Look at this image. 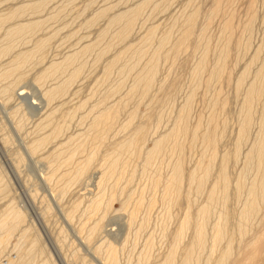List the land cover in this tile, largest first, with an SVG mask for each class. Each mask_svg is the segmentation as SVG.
Returning <instances> with one entry per match:
<instances>
[{
  "label": "rangeland",
  "instance_id": "obj_1",
  "mask_svg": "<svg viewBox=\"0 0 264 264\" xmlns=\"http://www.w3.org/2000/svg\"><path fill=\"white\" fill-rule=\"evenodd\" d=\"M141 1L143 0H0V15L8 14L25 4L46 2L41 3L43 6L40 8L41 13L38 10L35 11L39 14L28 9L18 19H14L15 21L11 20L16 24L46 19L38 31H28L24 33L26 37L21 35L23 38H19L21 36L15 38L12 54L0 59V219L9 207L19 210L24 216L23 226L9 233L7 246L5 245L6 250H4V245L2 246L4 248L1 247L0 264H104L108 243L117 250L118 264H142L138 260L139 252L145 248L148 240L152 244L151 257L157 259L156 257L165 253L172 245L176 228L187 210L186 200L193 205L189 212L192 220L197 207L205 204L206 191L216 178L220 159L223 156L229 159L227 162V178L230 181L226 204L227 231L229 235L234 234V238L237 237L235 224L242 209L243 200L245 196L247 197L248 185L256 173L255 167L243 169L245 168L244 156L250 149V145L258 138L256 136L259 135L258 132L261 131L262 126L260 121L263 122L261 118L264 113V74L262 72L264 71V0L222 1L217 16H211L210 20H208L210 11L216 0H151L150 5L145 7L139 18L137 17L138 20L136 19L134 23L132 33L124 42L119 41L115 33L120 26L113 25L109 29V18L132 9ZM110 6H115V10L113 7V10L110 8L107 16H103L107 19L97 17L101 10ZM194 10L198 14L192 37L184 50L180 52L181 54H177L176 59L172 57L170 49L180 36L187 16ZM92 18L96 20L93 22L95 24L91 25L90 22L94 20ZM250 18L253 19V23ZM227 20L231 22L233 33L231 41L229 40V56L227 55L224 62L225 69L220 75L221 79L220 76L217 80L214 77L216 81L210 78L213 80L211 82L207 79L219 56L220 47L225 41L224 36L221 39V35L226 34L223 31V23ZM11 21L0 26V47L7 44L4 35L11 27ZM149 28L155 29L153 39L151 38L150 43L145 42L146 45L144 42L139 43L141 42L139 39L144 37ZM101 31L107 33L106 36L103 37ZM205 33L204 38L202 34L205 35ZM51 34L54 38L50 37ZM166 34H169L170 40L164 46L166 48L161 49L158 54V70L154 76L156 79L154 78L153 88L145 96L143 95V98H140L139 92L133 96L131 94L129 98L127 93L134 83L136 74L144 68L149 57H153L151 53L156 51L159 38L161 40ZM197 36L203 37L206 41H201L200 39L203 38L199 39ZM44 38H48L49 43H46L40 55L34 54V59L24 63L21 66L22 69L20 68L21 71L15 72L17 74L14 76L10 75L1 79L3 72L9 67L10 62L8 61H11L14 55L18 52L32 50L35 47L34 44ZM95 40L99 42L98 46L95 45L96 49L90 48L91 52L88 51L89 53L85 54L86 51L83 57V52L79 49L89 43L96 44ZM207 42L210 50H208L209 53L207 52L208 57H205L204 71L202 70L204 73L201 72L202 76L200 74L196 77L194 69L198 65L196 63L201 60L203 47L207 45ZM244 42H248V45ZM107 44L111 47L109 49L111 51H108L107 55L103 54L105 57L101 56L102 59L101 57L97 59L98 52L104 50ZM131 44L137 48L143 46L141 49H146L138 67L136 64L134 71L128 68L127 65H131V58H126L131 57L128 54L124 57L125 59L111 68L106 77L104 69L111 61L110 58L112 59L118 52H121L120 50H124L123 48ZM237 44H240L238 48ZM198 46L203 50L196 48ZM76 51H80V55L77 52L79 56L74 53ZM72 53L79 57L75 60L78 59V64L73 62L74 65L71 64L73 67H68L66 73H60L51 77L50 80L48 78L45 82H36L40 71L48 67L50 63L59 62ZM256 54L258 61L254 59ZM80 56L83 59H80ZM166 57L169 59L167 60ZM41 59L44 61V63L41 61L43 64L39 61ZM252 59L255 60L254 63ZM79 64H82V72L79 74L80 77L78 76L79 79L70 86V90L68 89V94L58 97L59 99H53L54 101L49 103L46 102L43 98L44 91L59 84V81L62 82L70 71L74 70L73 68L80 66ZM122 68H125L124 72L121 71ZM244 68L249 71H247L249 78L246 76L247 79L245 78L240 88L243 90H240L241 93L239 91L237 95L234 84ZM260 71L263 75L261 80L263 81V92L253 105L252 122L249 127L251 129L248 130L247 136L241 143L237 160H234L232 157L235 142H237L244 116V91ZM118 85L121 88L117 89ZM191 93L194 96L189 105L191 107L187 119L188 132L178 139L182 153L183 178L179 184L181 199L178 196L173 204H169V201L163 198V189L176 161L174 156L176 151L167 146L160 154H157L151 164H146L143 152L140 154L127 151L115 152V145L123 141L132 131L144 128L147 134L144 151L151 149L152 140L166 133L173 126L179 109L181 110ZM116 101L122 102L124 108L119 113L114 130L105 135L103 142L98 138L92 140L94 133L90 130V124L96 112L103 106L117 105ZM102 103H104L103 106ZM81 104L82 106L79 107ZM96 106L100 108L96 109ZM49 113L53 115L51 114V121L49 120L47 124L45 120ZM131 114L133 115L131 125L127 129H121ZM212 115L215 119L213 118L209 125V117ZM45 123L48 126L44 125L41 128L40 125ZM197 123H200L201 131L199 130V136L192 141L191 131ZM38 127L40 128L37 129ZM212 128L216 133L217 160L214 162L205 190L198 195L194 190V185L189 184L188 176L194 172L199 162H201L199 165L201 167L207 165L206 155L208 156V153L205 155L199 137ZM44 133L47 135L51 133L49 137L52 139L51 142L49 141L48 144L38 149L36 154H33L30 149L31 144L36 139L46 136ZM60 144L63 146L59 147ZM94 144L98 152L94 155L95 159L89 172L77 182H71L77 165L90 155ZM105 154L118 156L120 165L115 174L106 181L101 201L105 203L111 195L114 198L110 209L106 211L101 209L97 214H93V212L86 211V207L89 206L88 201L98 194L96 181L103 171L100 165L104 163ZM70 156H73L71 161L68 160ZM262 166L264 171V163ZM122 170L123 173H120ZM242 173L244 175L239 179ZM200 174L198 170L197 176ZM71 176L72 178L68 179ZM156 179H158L157 185L154 184ZM240 180L244 187L237 200L234 185ZM258 197L257 217L250 227L253 229L250 230L248 237L264 228V187L263 197L260 194ZM151 200L153 205H150ZM138 202L139 209L135 210L132 218L130 214ZM122 204H126V207L123 208ZM220 205L221 201L217 193L212 215L206 223L207 241L210 240L211 226L220 212ZM1 234L6 233L0 231ZM248 237L246 238L249 239ZM237 239L238 237L234 239L236 240L235 251L233 250L235 254H238L241 249V246L236 245L239 241ZM190 240L191 231L189 230L181 246L178 247V256H181V250L190 243ZM179 258L176 260L178 261Z\"/></svg>",
  "mask_w": 264,
  "mask_h": 264
},
{
  "label": "bare ground",
  "instance_id": "obj_2",
  "mask_svg": "<svg viewBox=\"0 0 264 264\" xmlns=\"http://www.w3.org/2000/svg\"><path fill=\"white\" fill-rule=\"evenodd\" d=\"M222 1H225V0H216L212 10L210 11V16H209L208 20H210L211 16H214V17L217 16V14L219 12V7H220ZM233 1H236V0H233ZM226 2H229V0H226ZM41 3L42 2L34 3V4L31 3V4H27V5L25 4V5H22L18 8L13 9V11L8 13V14H4V15L1 14L0 15V26L2 24H5L6 22L9 23L11 20L13 21L14 19L15 20L18 19L20 17V15L24 14L23 12H25V10L32 9V10H34L33 12L38 13V11H40V8L41 7L43 8L42 4H45L46 2L45 3L43 2L42 4ZM150 3H151V0H143L140 3H138L137 5H135V7H132V9H128L124 12L118 13V14L113 15L109 18V21H108L109 29L111 28L110 26L113 27V25L115 27H116V25H118L117 27L120 26V28L118 29L119 31L117 30V32L115 33V37L119 41L123 40V42H124V40L127 39L129 34L132 33L131 31H133V26H134V23H136L135 21H136L137 17L139 18V15H141V12L145 9V7H148L147 5H150ZM112 7L110 6L109 8L101 10L98 13L97 17L107 16V13L109 12V10L112 9ZM114 7H113V9H114ZM45 9H46V7H45ZM152 9H154V8H152ZM35 10H38V11H35ZM42 11H43V9H42ZM40 13H41V11H40ZM197 14H198L197 11L194 10L187 16V19L185 21V25L183 26V28L180 32L181 34L178 37L176 43H174L173 46L171 45L172 48L169 46L171 48L170 50H171L172 57L175 58L176 56H178L179 53L182 50H184L188 41L191 39L192 34H193V30H194L195 21L197 19ZM97 17H95V18H97ZM251 17L253 18V16H251ZM103 18L107 19L106 17H103ZM252 18H250V20H252V23H253ZM92 19H94V18H92ZM39 20L31 21V22H27V23H25V22L24 23H16L15 22L16 24H14L11 21L12 22V23H10L11 27L9 28V30H7L5 32V35H4L5 39H6L5 42H7V44L4 45V47L3 46L0 47V59L1 58L4 59V56L7 57L8 54L10 55L11 50H12L13 46L15 45L14 44L15 38H18L21 35L25 36L24 33H26V32L28 33V31H33V30H35L34 32H36V30L38 31L39 30L38 28L44 23V20H46V19H44L43 21L42 20L39 21ZM95 20L96 19L92 20L91 22L89 20L91 25ZM23 21H28V20H23ZM89 22H87V25L89 24ZM93 24H95V23H93ZM88 26H90V25H88ZM206 26H204V28L207 29ZM106 27L107 26L105 25V28ZM244 28H246V26H244ZM106 29H104V30L107 31ZM231 30H232L231 22L228 20L225 21L223 23V31L226 34L221 35V39L224 38L225 41L223 42L222 47H220L219 56L217 55L218 58H216L217 59L216 63L214 64V67L211 69L210 76L207 79V80H210L211 82L213 81L211 79H214V77H215V79L217 80L218 79L217 77H219L221 74L224 73V69H225L224 62H225L226 57L228 55V51L230 50L229 49V47H230L229 42L232 39L231 36H233L232 35L233 33L231 32ZM154 31H155L154 28H152V29L149 28V30L146 31V34L144 35V37L139 39V41H141L139 43L143 44L142 42H144V45H146V43H148L151 40V38L154 34ZM101 33L100 34L103 37H104V35L106 36V34H107V33L102 32V31H101ZM199 35H201V33ZM22 36L19 38H23ZM52 36L54 38L53 34H51L50 37H52ZM202 36H204V38H205L206 33H205V35L202 34ZM222 36H224V37L222 38ZM198 37L200 39L201 36H197V38ZM201 38H203V37H201ZM204 38L200 39V40L201 41L205 40ZM98 40H99V38H98ZM169 40H170L169 34H166L161 40L159 38V43H158L159 45H158L156 51L154 53L152 52L153 54L151 53V55H153V57L151 56V57H149L148 60L146 59L147 63L144 65V68L140 69V72L138 74H136V78L134 80V83L131 86V89H129V93H127V95L129 94V98H130L131 94L133 96L135 93L137 94L138 92L141 94L140 98H143L147 93H149L151 91L150 89L153 88V84H154L153 81L156 79L154 76L156 75V72L158 70L157 69V61H158V57H159L158 54H160L159 52L161 51V49L166 48L164 46L166 45V43L168 44ZM16 41H17V39H16ZM47 42L49 43L48 38L40 39L38 42H36L34 44L35 47L33 45L34 48L32 47L33 48L32 50H28L25 52L24 51L18 52L16 55H14L12 60L8 61V63L10 62V64L6 63V64H8L9 67H7L8 69H6L3 72L1 79H3L4 77H8L10 75L12 77L15 74H17L15 72H18L20 70V68L22 69L21 66L24 63H26L28 60H31L33 58V56L35 57L34 54H36V53L39 54L40 52L43 51V48L46 47ZM98 43L99 42H97L94 45H93V43H92V45L89 43V44H86L83 47H81L79 50L83 52V53L81 52L82 56L84 57L85 54H88L89 53L88 51L91 50L90 48L93 47L96 49V46H98ZM203 43H205V42H203ZM244 43H246V42H244ZM242 44H241V46H242ZM108 45L109 44H107L105 46L106 48H104V50H100L101 51V52L99 51L100 53L98 52L99 57H97V59H99L101 56H104L103 54H106L108 51L109 52L111 51V50H109V49H111V47ZM239 45L240 44L236 45L237 48ZM207 46H208V42H207V45L205 44V46L203 47L204 50L200 46L196 47V48H201L203 50V52H202L203 55L201 56V60H200V62L196 63V65L197 64L198 65L194 69L195 70L194 76H196V77H198L200 74H201L200 76H202L201 72L204 71L205 57H208V53H209L208 50H210V47L208 48ZM142 47L143 46H141V48ZM141 48H137L131 44V45H128L127 47L123 48L124 50H120L121 52H118V54H116V56L112 57V59L110 58L111 61L109 60L110 61L109 64L107 63L108 66L106 65L107 67L104 69L105 70L104 75H106V77H107L109 75V71L111 70V68L113 66H115L116 64H118L122 59H125L124 57H126V55H128V54H129V56H131V57H128V56L126 57V58H131V65H127L128 68H130V70H133L135 68L136 64H137L136 67H138L141 58L144 57V54L146 53V52H144V50H146V49H144V48L141 49ZM258 49H260V48H258ZM194 50H196V49H194ZM243 50H245V49L243 48ZM80 51L79 52L76 51L74 53H76V55L79 53V55H80ZM86 51H87V53H85ZM92 51H94V50H92ZM169 52L170 51L168 50V53ZM258 52H260V51L258 50ZM74 53H72V55L69 54L70 56L67 55V57H64V59L59 61V62L50 63L48 65V67H46L45 69L40 71L41 73L39 72L40 74L37 76L36 82H38V83H41L42 81L45 82L46 80H48V78L50 80L51 77H54L60 73H62V74L66 73L68 67H70L71 64L74 65L73 62L77 63V61H78V59H77V61H75V60H76V58H79V57H77L79 55L76 56ZM132 54L134 55L135 59H134V57H132L133 56ZM82 56H80L81 57L80 59H83ZM167 56H169V54ZM253 56L254 55H252V57ZM101 59H102V57H101ZM168 59L169 58H167V60ZM171 59H173V58H171ZM176 59H177V57H176ZM239 59H240V57H239ZM254 59L255 60L257 59V54H256V57H254ZM132 60H133V63H132ZM255 60L252 59L253 63ZM258 60H256V61H258ZM39 61L41 62L43 60L41 59ZM172 61H174V60H172ZM206 61H207V59H206ZM43 63H44V61H43ZM43 63L41 62V64H43ZM79 63H80V61H79ZM235 63H237V62H235ZM249 63H250V61H249ZM73 65L71 66V68L73 67ZM127 66L123 65V67H125V68ZM5 67H6V65H5ZM81 67H82V64L77 68H73L74 70L70 71L68 76L66 78L64 77L65 79L62 82L59 81V84H56L55 86L49 87V89L45 90L43 93V96H44L43 98L46 100V102L49 103L53 99H56L60 96L64 97L65 96L64 94H68L67 91L70 90L69 89L70 86L74 84L75 80L77 81V79H79L78 76L82 72V69H83V68L81 69ZM125 68H122V70L121 69L120 70L124 72ZM247 68L249 69V66ZM194 70H193V72H194ZM247 71L248 70L244 68V70H242L238 80L235 81L236 84H234V85H235V92L237 93V95H239L238 93L240 90H243L240 88L242 87V84L245 81L246 76L248 75L247 73L249 71L248 72ZM262 72L264 74V71H262ZM260 73H261V71L259 72V74H256L254 78L252 77L253 81L247 86L246 90L244 91L245 94L243 93L245 96V98L243 100L244 101V108H245L243 121H241L242 124L240 123L241 124L240 130H239L240 132L239 133L237 132L239 135H238V139L236 138L237 142H235L236 144H235V149L233 151L234 152L233 157L230 156V157L234 158V160H237L236 158L240 152L241 143L244 140V138L247 136L248 130L251 129L249 127H250L251 122H252L251 120H252L253 105L255 102H257L259 97H261L262 92H263V81H261L263 75ZM103 78H104V76H103ZM220 79H221V76H220ZM197 80H198V78H197ZM211 82H209V83H211ZM209 83H207V84H209ZM119 87L121 88V86L118 85L117 89ZM112 90H114V89H112ZM114 92H115V90H114ZM192 92H193V90H192ZM240 93H241V91H240ZM127 95H126V97H128ZM193 96H194V94L191 93L186 98L184 104L182 105L181 110L179 109L178 115L176 117V120H175L173 126L170 129L168 128L169 130L166 133H164L160 136H157L156 138H154L152 140L153 141V147L151 149L144 151V146L146 144V135H147L144 128H139L137 130L132 131V133L129 134L123 141H121L115 145V152L116 151H127V152H135V153L137 152L139 154L143 152L145 154L146 164H151L152 161L156 158L157 154H160L167 146H170L172 149H174L176 151V153H174L176 161L172 167L171 174L169 175L168 180H167L166 184L164 185V189H163V198L166 199L167 201H169V204H173V202L178 198V196L180 198V191H179L180 186H179V184L181 183L183 176H182V153L180 152L181 145L178 144V139L181 136L187 134V132H188L187 119H188V114L190 112L189 110L191 107L189 105H191L190 102L193 99ZM122 102L121 103L117 102L118 103L117 105L113 104L114 106L112 105L110 107H105V106H103L104 103H102V106H103L102 109H100L96 112V116H94V118L92 119V122L90 124V130L93 131V133H94V137L92 140L98 138V140L102 141L104 139L105 135L109 134L111 130H114V128L118 122L119 113H121L120 111L123 110V108H124V105L122 104ZM81 106H82V104L79 107H81ZM99 106H101V105H99ZM99 106H96V109ZM263 109H264V107H263ZM51 114L53 115V113H49L48 116L46 117L45 122L47 121V124L51 121V117H52ZM262 115H263V118H261V119L263 120V122L260 121V124L262 123V126L260 125L261 131L258 132L259 135L256 136L258 138L255 139L256 141L253 142L252 145H250L251 146L250 149L246 152V154L244 156L245 157L244 158V161H245L244 167L245 168H243V169L246 170L249 167H255L256 173L253 175L254 178H253L252 182L248 185V190L246 192L247 197L245 196V199L243 200L242 207L240 206L242 209L239 212L238 220H237V222L235 224V228H234L235 229V235H237V237L239 239V241L236 245L241 246L240 252L238 254H235L233 252L234 243L236 242V240H234V239H236L237 237L234 238L235 237V236H233L234 231L232 233L233 235H231V234L229 235L228 231H227L228 230V228H227V224H228L227 213L228 212H226V208H227L226 204H227L228 191L230 189V181H229V178H227V162L229 159L226 156H223L220 159V164H219V168H218L216 178L213 181V183L209 185L208 191H206V194H205L206 195L205 196L206 202L204 205L197 207V209L195 210L194 219L192 220L191 215L189 213L193 205L191 204V202L189 200H186L187 210L184 212L182 220H180V223H179L178 227L176 228V231L174 233V238L172 241V245L169 246L168 249L166 248L167 250L165 253H163L161 255L158 254L159 256L156 257L157 259H155V258L151 257L150 252L152 250V244H150L151 241L148 240V242L145 243V248H142V250L139 252V259L138 260L140 263H142V264H192V263L193 264H264V228H262V229L259 228L260 230L256 231V233L254 235H252L251 237L249 236L250 238L247 236V235H249L250 230L253 229L250 227H251L253 221L255 220V218L257 217V211H258V207H259L258 195L260 194V196L263 197L264 171L262 169V167H263L262 164L264 163V113ZM25 118L26 117H24V119ZM132 118H133V115L131 114L129 117V120L121 126V129H127L131 125ZM209 118H207V119H209V125H211L214 116L212 115ZM40 123H42V122H40ZM215 123H216V121H215ZM47 124L46 123L43 125L38 124V126L39 125H40V127L44 126V125L48 126ZM40 127H38L37 129H39ZM214 128L210 129L209 131L204 132L199 137V138H201V143H202L201 146L203 145V150H204L205 155L208 153V156L206 155L207 165L204 167H201V166H199L201 162H199L195 166L194 172H192L188 176L189 184L194 185V190L198 195H201L203 193V191L205 190L206 184L210 180L209 175L211 173L212 167L215 164L214 162L217 160L216 133L214 131ZM199 130H200V123H197L196 126L194 127V129L191 131L192 141L195 140V138L199 136L198 135ZM59 132H60V129H59ZM44 134H46V133H44ZM50 134H48V135L46 134V136H42L38 140L36 139L31 144L30 149L32 150L33 154H36L37 153L36 151H38V149L45 146V144H48L49 141L51 142L52 139L49 138ZM56 134H57V132L55 133V135ZM61 146H63V144L59 145V147H61ZM32 152H31V154H32ZM57 152H59V151H57ZM57 152H56V154H57ZM97 152H98L97 146H96V144H94V146L90 152V155L86 156L84 161L77 165V168H76L75 172L73 173L74 176L72 175L73 178H72V176L68 177V179L72 178L71 182H77L84 174L89 172L90 167L92 166V163L94 162V159H95L94 155ZM72 158H73V156H70L68 158V160L71 161ZM103 160H104V163L100 165V168H102L103 171L101 172L100 176L97 179L98 182L96 181L97 188H98V192H97L98 194L95 193V194H97V196L96 197L94 196L95 198L92 197L94 199H92V200L89 199L90 200V201H88L89 206L86 207L87 208L86 211L93 212V214H97L101 209L105 210V211L110 209V207L112 206L113 198H114L111 195L108 197V199L106 200L105 203H102V201H101L103 191H104V185H105L106 181L115 174L116 169L120 165L119 157L113 156L112 154H105L103 157ZM69 164H71V163H69ZM122 165H124V163ZM198 170L201 172V174L199 176H197ZM120 173H123V170L120 171ZM243 175H244V173L239 175L238 178L241 179ZM154 184H156V185L158 184V179L155 180ZM243 187H244V184L241 183V180L236 182L234 185V190H235V195H236L235 197H237V200L240 197V195L242 194ZM217 193H219V200L221 201L220 212H219V214L217 213L218 216L216 217L214 224L211 226L210 240L207 241L206 223L209 220V217L212 215L213 205L215 202V195ZM82 197L83 196H81V199H83ZM122 205H123V208L126 207V204H122ZM150 205H153L152 200L150 201ZM138 206H139V202L136 203L134 211H132L130 214V216L132 218L135 215V210L139 209ZM22 214L23 213H20L19 210L15 209V208L10 209V207H9L8 210L5 211L3 215H1L2 219H0V231H4L6 234L0 235V249L4 245L5 248L4 247H2V248H4V250H6V246H7L6 242L8 241V237H9L10 232L14 231L16 228L18 229L19 227H21V225L23 226L22 223L24 220V216H22ZM228 227H229V225H228ZM92 230H93V228H92ZM189 230L191 231L190 243L187 244L181 250V256H178L177 255L178 247L181 246L182 240H183L185 234ZM246 237H248L249 239H247ZM106 245H107V249H106V256L104 258V264H118L117 259H116V256H117L116 248L109 243ZM221 246H223V247H221ZM237 250L239 251V249H237ZM1 251H2V249H1ZM0 254H2V253H0ZM233 254H235V256L236 255L237 256L235 257V256H233ZM177 256H178V258L180 257L178 261L176 260V259H178Z\"/></svg>",
  "mask_w": 264,
  "mask_h": 264
}]
</instances>
